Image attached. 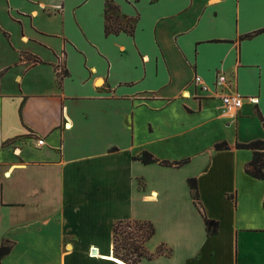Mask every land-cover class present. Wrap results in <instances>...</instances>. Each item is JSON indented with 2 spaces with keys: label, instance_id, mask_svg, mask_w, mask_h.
Here are the masks:
<instances>
[{
  "label": "crops",
  "instance_id": "crops-1",
  "mask_svg": "<svg viewBox=\"0 0 264 264\" xmlns=\"http://www.w3.org/2000/svg\"><path fill=\"white\" fill-rule=\"evenodd\" d=\"M108 3L132 34L104 32ZM262 29L264 0H0V264H118V220L150 221L146 249L169 252L138 264H264V179L235 147L264 138ZM218 73L244 97L234 120L193 85ZM199 115L257 135L203 149Z\"/></svg>",
  "mask_w": 264,
  "mask_h": 264
},
{
  "label": "trees",
  "instance_id": "trees-1",
  "mask_svg": "<svg viewBox=\"0 0 264 264\" xmlns=\"http://www.w3.org/2000/svg\"><path fill=\"white\" fill-rule=\"evenodd\" d=\"M112 13L109 14L108 11ZM118 7L108 3L105 6L104 32L108 34H118L125 32L132 34L137 22L136 18H122L118 14ZM264 29L255 33H263ZM37 61V60H36ZM1 75V73H0ZM260 118V117H259ZM261 119V118H260ZM264 128V123H263ZM237 149L249 150L252 153L251 160L245 167V173L259 180L264 179V138L250 141L248 143H236ZM216 151L228 150V144L223 141L214 145ZM142 164L148 165L157 163L161 166L178 167L187 163V160L180 162H169L158 160L149 152H143L137 158ZM187 185L190 190L193 203L199 211L208 236L217 233L218 222L208 219L199 202L196 178H189ZM264 207V202H263ZM155 229L150 221L141 220H118L112 227V253L125 264H138L142 260L151 261L159 256L168 255L169 252L162 251L159 247L151 253L146 249V243L154 236ZM12 249L10 242H4L0 245V261L6 257Z\"/></svg>",
  "mask_w": 264,
  "mask_h": 264
},
{
  "label": "rangeland",
  "instance_id": "rangeland-1",
  "mask_svg": "<svg viewBox=\"0 0 264 264\" xmlns=\"http://www.w3.org/2000/svg\"><path fill=\"white\" fill-rule=\"evenodd\" d=\"M109 14L112 13L111 10L108 11ZM197 123L200 125L199 129V140L198 143L201 145L203 149H206L211 144L219 143L225 141L227 144L237 142H248L250 140H253V137L257 135L256 132L248 129V128H242L238 130L237 132L233 131L232 129H225L223 126H221V122L219 121H210L207 118V115H199L197 118ZM190 134V133H189ZM189 134L185 136L184 141L187 142L190 138ZM249 152V151H247ZM162 251H166L163 247H161ZM12 259V257H9L6 259L4 264H8L9 260ZM118 259V258H117ZM80 264H87L84 263L80 258L78 259ZM31 264H34L31 262ZM39 264V263H38ZM52 264H60V261H56Z\"/></svg>",
  "mask_w": 264,
  "mask_h": 264
},
{
  "label": "built area",
  "instance_id": "built-area-1",
  "mask_svg": "<svg viewBox=\"0 0 264 264\" xmlns=\"http://www.w3.org/2000/svg\"><path fill=\"white\" fill-rule=\"evenodd\" d=\"M194 87L198 88V91L207 96H217L221 101V114L230 120H234L240 108L243 105L244 97L238 94V92L229 91L231 85L228 82L226 76L222 73H218L213 87H210L201 77L195 76L193 79ZM229 91V92H228ZM251 102L256 103L255 98H250ZM43 140L38 139L37 145L42 146Z\"/></svg>",
  "mask_w": 264,
  "mask_h": 264
},
{
  "label": "bare ground",
  "instance_id": "bare-ground-1",
  "mask_svg": "<svg viewBox=\"0 0 264 264\" xmlns=\"http://www.w3.org/2000/svg\"><path fill=\"white\" fill-rule=\"evenodd\" d=\"M109 259L112 260V261H114V262H116V263H118V264H125L121 260L117 259L115 256H109Z\"/></svg>",
  "mask_w": 264,
  "mask_h": 264
},
{
  "label": "water",
  "instance_id": "water-1",
  "mask_svg": "<svg viewBox=\"0 0 264 264\" xmlns=\"http://www.w3.org/2000/svg\"><path fill=\"white\" fill-rule=\"evenodd\" d=\"M92 255H95L97 253V251L95 249L92 250Z\"/></svg>",
  "mask_w": 264,
  "mask_h": 264
}]
</instances>
